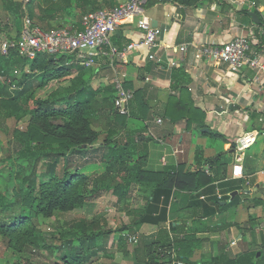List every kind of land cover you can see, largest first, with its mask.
<instances>
[{"label":"crops","instance_id":"crops-1","mask_svg":"<svg viewBox=\"0 0 264 264\" xmlns=\"http://www.w3.org/2000/svg\"><path fill=\"white\" fill-rule=\"evenodd\" d=\"M122 1L94 0V6L113 8ZM144 7L159 31L154 52L160 62L149 60L145 49L131 51L125 61L100 56L91 67L81 65L74 54H69L71 58L66 62L83 67L84 80L97 86L92 88L99 89L100 98H113L116 77L122 78L134 94L140 91L149 108L144 117L140 115L142 118L130 115L124 132L136 138L135 157L144 168L202 171L212 178L210 185L216 186L213 194L204 192L207 186L175 193L165 226L170 240L148 224L137 231L143 236L144 264H177L179 260L225 264L243 254H253L264 264V74L251 69L234 73L225 63L195 59V45L222 44L252 30V48L263 53L264 40L258 28L264 24V0H145ZM91 9L72 8L56 20V26L80 27L82 16ZM251 12L258 15L260 23ZM143 36L144 30L127 23L117 30L112 41L123 48ZM182 45H188L186 52H174L173 48ZM95 50L98 51L91 47L87 51ZM171 61L178 65L172 66ZM194 109L204 116L206 127H200L197 119L187 129V120L179 119L180 115L193 114ZM168 110L178 120L166 118ZM246 133L253 134L256 141L240 152L236 141ZM219 155L228 164V173H232L240 156L243 176L224 177L223 170L211 168L207 160ZM228 178L239 181L241 188L222 200L219 182ZM216 193L222 195L221 204L226 205L222 210L213 200L220 199ZM136 248L127 257L132 264H141Z\"/></svg>","mask_w":264,"mask_h":264},{"label":"trees","instance_id":"trees-1","mask_svg":"<svg viewBox=\"0 0 264 264\" xmlns=\"http://www.w3.org/2000/svg\"><path fill=\"white\" fill-rule=\"evenodd\" d=\"M1 3L6 17H13L20 29L30 24L41 25L43 29L51 30L57 28L56 20L66 16L72 8L86 10L93 7L86 13L96 10L94 0H1ZM35 20H38L40 25ZM20 32L18 31L17 35ZM70 58L69 54H39L29 60L16 51H11L7 56L0 55V125L10 116L8 107L17 108L16 101L25 98L33 119L47 113H55L56 105L66 104L69 113L73 114L76 120L85 116L96 127L99 125L98 118L109 119L111 114L115 113L112 122L125 127L129 117L120 115L116 111L114 97L100 98L98 89L92 88L84 80L83 67L66 65ZM26 66L30 67L32 74L22 73L19 79L16 78L14 72L23 71ZM73 70H77L78 73L71 78L69 76ZM38 72L39 74H36ZM66 75L68 79H60ZM1 78H5L3 83ZM13 81H17L18 89H11ZM124 85L129 88L126 82ZM130 106L131 115L138 118L144 117L143 114L149 108L147 102L140 96V91H135ZM164 116L172 121L178 120V117L169 110ZM180 118L187 120V129H191L197 119L200 127H206L203 122L204 116L196 109L193 114L180 115ZM116 133V129L106 130V137L97 145L92 144L101 135L96 131L89 133L92 136L90 143L83 142L79 145L68 136L64 139L55 138L37 124L22 133V145L17 148L19 155L15 160L29 158L22 155L25 151L28 154H37V158L30 173L25 174L22 170L13 171L14 174L12 172L13 179L17 181L16 186L14 185L12 189L7 188L6 194L0 197V237L6 251H12L24 260V264H30L44 251L48 253V264H91L95 257L107 256L114 240L116 238L124 240L126 234L115 236L113 231H104L100 221L88 217L66 221L68 212L84 209L92 203L98 205L97 201L100 203L104 195L116 196L119 202H126L137 185H144L149 189L148 195L144 197V206L126 209L127 222L124 227L127 233L138 237L135 249L138 253L137 260L144 264L146 256H143L145 253L143 236L137 231L148 224L152 228L159 229V232L170 240L165 226L175 193L181 190L194 191L206 186L204 192L213 194L216 191V186L210 185L213 181L211 177L202 171L183 172L180 167L149 170L139 164L129 168L127 175L119 176L112 170L117 167L118 161L123 162L124 159L135 156L136 138L127 134L129 139L122 140L113 137ZM55 143L60 150L51 147ZM61 157H64L65 165L63 171L59 173ZM221 158L222 156L219 155L208 159L207 162L211 168L216 166L218 171L223 170L224 177H231L232 173H228V164ZM40 163L46 167L42 173H38ZM11 168L12 166L10 172ZM92 172L105 173L95 181L93 191L89 190L85 182ZM61 173L62 176L59 175ZM240 185L236 179L228 178L227 181L219 182L221 193L224 194L222 200L229 199V194L240 189ZM11 197H14L13 201ZM196 197L198 195L193 198ZM213 200L218 209L222 210L226 207L221 204V199L216 197ZM236 200L237 197L234 198V202ZM35 203L41 211L46 212L51 218L54 217V221L44 228L34 220L30 230L26 227L28 214L30 206ZM172 228L174 230L176 227L172 224ZM17 232H22L26 237L22 248H16L15 245L14 234ZM12 264L20 263L14 261ZM206 264H219V262ZM225 264H261V262L256 260L253 254H243Z\"/></svg>","mask_w":264,"mask_h":264},{"label":"built area","instance_id":"built-area-1","mask_svg":"<svg viewBox=\"0 0 264 264\" xmlns=\"http://www.w3.org/2000/svg\"><path fill=\"white\" fill-rule=\"evenodd\" d=\"M229 1L235 2L236 0ZM144 4L145 0H123L113 8L89 11L82 16L80 27L62 26L49 30L28 24L19 35L0 37V55L7 56L11 51H16L20 56L32 60L39 54H74L81 65L91 67L97 63L100 56L125 61L131 51L145 49L148 51L149 60L160 62L161 59L154 52L158 46L159 31L153 27L150 18L146 15ZM127 23H135L144 30V36L141 40L120 48L113 43L112 37L122 25ZM254 32L252 30L248 35L242 34L222 44L195 45V59L197 62L225 63L234 73L251 69L258 75H263L264 52L260 54L253 50ZM258 33L264 40V24L258 28ZM91 47L98 51H87ZM173 49L174 52L182 55L187 51L188 45ZM171 65L176 66L178 63L171 61ZM113 88L116 111L120 115L129 117L134 91L126 87L120 77L113 80ZM158 123H162V120L158 119ZM255 141L253 134L246 133L237 139V148L242 152ZM241 161L242 158L238 156L233 164L232 174L235 177L243 176ZM221 196L218 193V197ZM129 241L138 243V237L135 234H130ZM177 264L189 263L179 260Z\"/></svg>","mask_w":264,"mask_h":264},{"label":"rangeland","instance_id":"rangeland-1","mask_svg":"<svg viewBox=\"0 0 264 264\" xmlns=\"http://www.w3.org/2000/svg\"><path fill=\"white\" fill-rule=\"evenodd\" d=\"M35 22L40 25L38 20H35ZM25 26L27 25L22 26L21 29H23ZM21 29L18 27L13 17H6L0 0V37H14L18 34V31H21ZM22 73L32 74V71L30 70L29 66H26L23 71L14 72L16 78L18 79L22 76ZM77 73V70H73L69 77L72 78ZM36 74H39V72ZM90 75L92 74L90 73ZM69 77L66 75L60 79L64 80L68 79ZM1 79L3 83L5 78ZM9 82L10 80H8V83ZM54 84H56V82H54ZM92 85L97 87L94 83L91 84L90 82L91 87ZM11 89H18L17 81L12 82ZM16 102L18 107L15 108V106H9L8 112L10 116L3 124L0 125V197L6 194L7 188L12 189L14 185L16 186L17 181L12 177L13 171L15 172L22 170L25 174H27L30 173L33 168L37 154H28L27 151H25L22 153V155L29 158H26V160H15V158L19 155L17 148L21 147L22 145V133L27 131L28 128L34 124H37L39 127H41L43 131L54 135L55 138L64 139L66 136H68L77 145L83 142L90 143V138L92 136H90L89 133L92 131L101 133L99 139L95 143H92L97 145L106 137V130L110 128L116 129L117 131L113 137L120 138L122 140L129 139L128 135L124 132V127H121L119 123L112 122V119L115 116L114 112V114H111L109 119L98 118L99 125L95 127L87 120L85 116L79 120H76L73 117V114L69 113V107L66 104L56 105L55 108L57 111L55 113H47L44 116L41 115L37 119H33L32 114L29 113L26 99H19ZM51 147L60 150V147H58L57 143L51 145ZM63 159L64 157H61V162L58 166L59 173L63 171L62 168L65 165ZM118 163L119 164L117 167H114L112 171L117 173L119 176L125 174L127 175L128 171H130L133 166L141 164L140 160H138L135 156L124 159L123 162L118 161ZM11 166L12 168L10 172L9 169ZM45 170L46 167L44 164L40 163L38 166V173H42ZM59 175L62 176V173ZM104 175L105 173L103 172L90 173L87 177V180L85 181L89 187V190L93 191L95 189V181ZM148 193L149 189L147 187L144 185H137L126 202H119L116 196L104 195L102 196L104 199L101 200L100 203L97 201L98 205L92 203L91 205L88 204L89 206L85 207L84 209L71 210L68 212L67 216L65 217L66 221H73L83 217H88L92 218L94 221H100L101 228L104 231H113V235L115 236L122 235L124 233L126 234V238H124V240H120L119 238L114 240V244L107 256L100 255L99 257H95L91 261V264H132L127 256L132 248L137 246V243H132L129 241L130 234L127 233L126 229H124L126 225L125 222H127L125 220L126 209L143 207L145 203L144 197H146ZM11 200L13 201L14 197H11ZM28 217L29 220L27 221L26 227L30 230L32 229L31 227H33L32 222L34 220L44 228L45 226H49L54 221V217L51 218L46 212L41 211L36 203L30 206V213L28 214ZM14 238L16 240V248H22L24 239L26 237L23 236L22 232H17L14 234ZM47 254L48 253L46 251L42 252L41 256L36 260L31 261L30 264H48ZM14 261L24 264L23 259L19 258L12 251L5 250L4 242L2 237H0V264H12Z\"/></svg>","mask_w":264,"mask_h":264},{"label":"water","instance_id":"water-1","mask_svg":"<svg viewBox=\"0 0 264 264\" xmlns=\"http://www.w3.org/2000/svg\"><path fill=\"white\" fill-rule=\"evenodd\" d=\"M250 15L254 18L255 21H257L258 23H260V20H259L257 14L251 12ZM204 130L208 131V129H203V131H204ZM234 194H236V192H234Z\"/></svg>","mask_w":264,"mask_h":264}]
</instances>
